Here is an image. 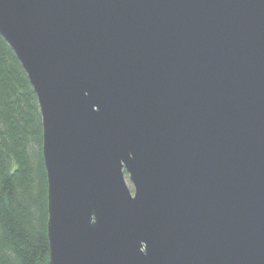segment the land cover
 Listing matches in <instances>:
<instances>
[{
	"label": "water",
	"instance_id": "1",
	"mask_svg": "<svg viewBox=\"0 0 264 264\" xmlns=\"http://www.w3.org/2000/svg\"><path fill=\"white\" fill-rule=\"evenodd\" d=\"M0 35L40 110L47 264H264V0H0Z\"/></svg>",
	"mask_w": 264,
	"mask_h": 264
},
{
	"label": "trees",
	"instance_id": "2",
	"mask_svg": "<svg viewBox=\"0 0 264 264\" xmlns=\"http://www.w3.org/2000/svg\"><path fill=\"white\" fill-rule=\"evenodd\" d=\"M37 97L0 35V264H47L46 173Z\"/></svg>",
	"mask_w": 264,
	"mask_h": 264
},
{
	"label": "rangeland",
	"instance_id": "3",
	"mask_svg": "<svg viewBox=\"0 0 264 264\" xmlns=\"http://www.w3.org/2000/svg\"><path fill=\"white\" fill-rule=\"evenodd\" d=\"M127 184H128V186H129V188H130L131 193H133V191H134L133 184H132L131 181H129L128 179H127Z\"/></svg>",
	"mask_w": 264,
	"mask_h": 264
}]
</instances>
